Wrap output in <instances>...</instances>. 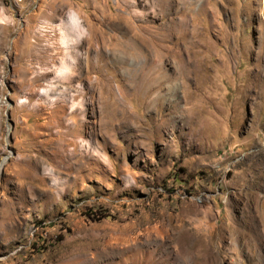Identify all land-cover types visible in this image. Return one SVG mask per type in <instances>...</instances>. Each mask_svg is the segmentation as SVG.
<instances>
[{
	"label": "rangeland",
	"instance_id": "obj_1",
	"mask_svg": "<svg viewBox=\"0 0 264 264\" xmlns=\"http://www.w3.org/2000/svg\"><path fill=\"white\" fill-rule=\"evenodd\" d=\"M0 264H264V0H0Z\"/></svg>",
	"mask_w": 264,
	"mask_h": 264
},
{
	"label": "bare ground",
	"instance_id": "obj_2",
	"mask_svg": "<svg viewBox=\"0 0 264 264\" xmlns=\"http://www.w3.org/2000/svg\"><path fill=\"white\" fill-rule=\"evenodd\" d=\"M58 30L59 32L62 33L63 36V46L66 47V49L75 46L79 40L84 36L85 34V30L84 28L81 26L80 20L78 18V16L76 14L72 15L70 18V26H67V28L70 27V30L67 29L66 27L64 28L63 24L60 23L58 25ZM71 32H73V35H71ZM127 32V31H126ZM129 34V33H128ZM127 34V35H128ZM72 36V37H71ZM138 57V56H137ZM117 61V60H116ZM121 61V60H120ZM119 61V62H120ZM126 62V60H125ZM123 63V62H122ZM125 64V63H124ZM129 65V64H128ZM78 66V65H77ZM76 64H74V62H67L64 61L62 67L59 70V76L63 77V78H68L70 76H72L75 73V68L77 67ZM120 66V65H118ZM135 74V73H134ZM139 80V79H138ZM100 82V81H99ZM141 83V82H140ZM147 85V84H146ZM143 88V87H142ZM150 88V87H149ZM146 89V87H145ZM148 90V89H147ZM47 92L45 91L44 94H46Z\"/></svg>",
	"mask_w": 264,
	"mask_h": 264
},
{
	"label": "water",
	"instance_id": "obj_3",
	"mask_svg": "<svg viewBox=\"0 0 264 264\" xmlns=\"http://www.w3.org/2000/svg\"><path fill=\"white\" fill-rule=\"evenodd\" d=\"M9 118H10V116H9ZM8 158H9L8 156L5 157V159H4L3 163H2V168H3L4 162H5Z\"/></svg>",
	"mask_w": 264,
	"mask_h": 264
},
{
	"label": "built area",
	"instance_id": "obj_4",
	"mask_svg": "<svg viewBox=\"0 0 264 264\" xmlns=\"http://www.w3.org/2000/svg\"><path fill=\"white\" fill-rule=\"evenodd\" d=\"M14 1H16V2H21L22 0H14Z\"/></svg>",
	"mask_w": 264,
	"mask_h": 264
}]
</instances>
